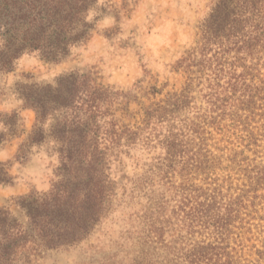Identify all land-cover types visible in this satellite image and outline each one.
Here are the masks:
<instances>
[{
    "label": "rangeland",
    "instance_id": "374dc122",
    "mask_svg": "<svg viewBox=\"0 0 264 264\" xmlns=\"http://www.w3.org/2000/svg\"><path fill=\"white\" fill-rule=\"evenodd\" d=\"M218 1L95 0L85 17L87 38L59 61L26 50L12 70L0 69V131L6 133L0 170L9 176L0 181V209L22 220L18 198L49 192L61 164L55 139L28 141L37 115L22 96L28 86L88 74L112 92L109 113L100 118L104 130L112 123L118 131L143 127L145 108L174 95L183 100L157 115L132 145L123 141L110 151L112 191L90 233L43 250L30 264H190V249L208 244L213 264H264V38L250 55L239 59L232 49L213 65L225 63L245 77L256 96L251 108L229 98L211 111L210 70H187L189 54L200 60L202 26ZM3 42L0 32V47ZM53 123L48 117L47 131ZM187 192L206 205L200 224L187 222Z\"/></svg>",
    "mask_w": 264,
    "mask_h": 264
},
{
    "label": "trees",
    "instance_id": "16d2710c",
    "mask_svg": "<svg viewBox=\"0 0 264 264\" xmlns=\"http://www.w3.org/2000/svg\"><path fill=\"white\" fill-rule=\"evenodd\" d=\"M94 2L0 0V32L4 40L0 47V69L12 70L14 60L26 50H38L47 59L59 61L69 53L71 45L87 38L90 25L85 17ZM263 13L264 0H219L205 19L200 60L189 54L187 70L193 73L190 67L195 65L203 74L210 70L205 97L211 111L220 108V103L224 107L229 98L251 108L256 96L246 89L245 77L236 75L233 67L229 70L234 71L226 70L225 63L213 65L232 49L239 59L251 54L264 38ZM230 72L233 75L224 80ZM111 94L88 74L78 72L60 77L55 85L28 86L22 92L25 104L37 114L28 141L38 143L50 136L60 144L61 164L57 174L60 179L49 192L18 198L24 220L8 207L0 209V264H30L43 250L84 239L107 209L112 191L106 173L110 151L123 141L132 145L157 115L183 101L179 94L165 105L151 104L145 108L143 127L133 129L123 125L118 131L112 121V128L104 130L100 118L109 113ZM48 117H53L55 123L47 131L44 124ZM9 124V131L14 132L15 120ZM5 134L0 131V144ZM0 181H9L8 174L1 170ZM206 212V205L194 201L187 192L189 225L203 222ZM210 247V244L195 245L187 253V260L190 264H213Z\"/></svg>",
    "mask_w": 264,
    "mask_h": 264
}]
</instances>
